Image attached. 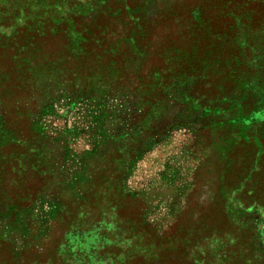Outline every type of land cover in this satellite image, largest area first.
I'll return each instance as SVG.
<instances>
[{
  "label": "rangeland",
  "instance_id": "1",
  "mask_svg": "<svg viewBox=\"0 0 264 264\" xmlns=\"http://www.w3.org/2000/svg\"><path fill=\"white\" fill-rule=\"evenodd\" d=\"M227 10L104 0L76 53L59 32L0 46V264H212L213 242L264 264V142L155 86L191 16L213 31Z\"/></svg>",
  "mask_w": 264,
  "mask_h": 264
},
{
  "label": "trees",
  "instance_id": "2",
  "mask_svg": "<svg viewBox=\"0 0 264 264\" xmlns=\"http://www.w3.org/2000/svg\"><path fill=\"white\" fill-rule=\"evenodd\" d=\"M220 2L228 8L227 22H217L212 31V21L191 16L187 49L172 48L167 52L166 66L155 71L154 77H161L155 86L180 107L195 111L212 124L236 129V138L245 130L254 143L264 142V124L255 118L264 109V0ZM103 3L104 0H0V46L18 35H25L23 45L31 46L46 32H59L66 36V48L76 53L84 38L76 30L75 19L87 11H96ZM153 81L150 84L155 88ZM201 85H208L212 91L206 94L214 91L215 97L204 101L198 94ZM257 133H261L260 137ZM210 244V250L215 252L212 259H217L212 264H232L220 244Z\"/></svg>",
  "mask_w": 264,
  "mask_h": 264
}]
</instances>
